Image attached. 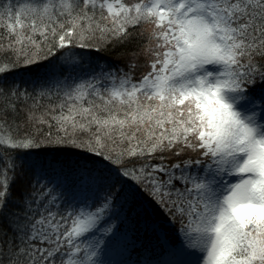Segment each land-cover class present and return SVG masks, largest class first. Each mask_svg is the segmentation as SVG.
I'll return each instance as SVG.
<instances>
[{"label":"snow or ice","instance_id":"obj_1","mask_svg":"<svg viewBox=\"0 0 264 264\" xmlns=\"http://www.w3.org/2000/svg\"><path fill=\"white\" fill-rule=\"evenodd\" d=\"M0 264H264V0H0Z\"/></svg>","mask_w":264,"mask_h":264},{"label":"trees","instance_id":"obj_2","mask_svg":"<svg viewBox=\"0 0 264 264\" xmlns=\"http://www.w3.org/2000/svg\"><path fill=\"white\" fill-rule=\"evenodd\" d=\"M34 159L40 162L62 161L65 163H70L72 161H75L77 157L70 153H65V152H61V153L50 152V153H42L41 155L35 157Z\"/></svg>","mask_w":264,"mask_h":264}]
</instances>
